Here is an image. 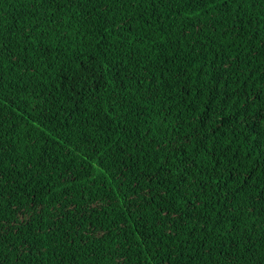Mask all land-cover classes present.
<instances>
[{"label":"trees","instance_id":"1","mask_svg":"<svg viewBox=\"0 0 264 264\" xmlns=\"http://www.w3.org/2000/svg\"><path fill=\"white\" fill-rule=\"evenodd\" d=\"M0 264H264V0H0Z\"/></svg>","mask_w":264,"mask_h":264}]
</instances>
